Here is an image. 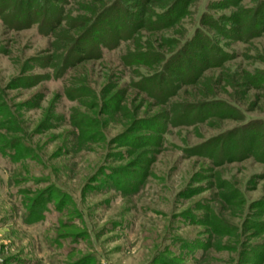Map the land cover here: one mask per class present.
I'll use <instances>...</instances> for the list:
<instances>
[{"label":"rangeland","instance_id":"obj_1","mask_svg":"<svg viewBox=\"0 0 264 264\" xmlns=\"http://www.w3.org/2000/svg\"><path fill=\"white\" fill-rule=\"evenodd\" d=\"M73 1L65 11L81 13L76 3L87 0ZM208 1L189 5L191 14L182 22L188 35ZM160 34L173 35L143 33L147 38ZM51 42L37 26L10 31L0 22V150L7 143L20 146L12 157L0 153V264H237L238 254L220 250V240L204 222L210 213L240 229L249 216L260 213L252 206L264 201V163L235 153L233 162L216 165L207 158L208 149H200L201 156H192L191 150L241 121L203 114L206 119L199 123L191 116L164 117L169 106L130 85L139 78L132 72L151 76L161 62L125 69L120 56L126 44L53 78L45 68L53 55ZM229 44L227 50L237 56L224 65L230 75L239 68L264 69V34L252 45ZM220 72L209 69L203 76L214 81ZM26 76L37 77L19 81ZM179 78L172 85L178 92L169 100L175 107L211 100L205 94L193 100L191 92L199 87ZM13 81L24 87H10ZM77 88L93 90L95 98L65 96ZM107 94L117 98L104 109ZM237 104L247 119L264 118V91L251 90ZM84 118L93 126L83 125ZM140 119L145 122L133 133L140 140L128 146L115 143L129 136L132 120ZM105 170L111 177L103 175ZM199 217L200 225L193 221ZM246 236L243 241L250 244L264 240L263 235ZM247 264H264V258Z\"/></svg>","mask_w":264,"mask_h":264},{"label":"trees","instance_id":"obj_2","mask_svg":"<svg viewBox=\"0 0 264 264\" xmlns=\"http://www.w3.org/2000/svg\"><path fill=\"white\" fill-rule=\"evenodd\" d=\"M192 1L87 0L76 3L81 13L75 14L64 9L66 5L75 4L73 0H0V22L10 31L37 26V31L41 35L52 38L53 55L48 57V65L43 67L51 71L54 74L53 78L56 79L65 76L69 69L89 57H100L103 50H116L120 44H126V52L120 56L121 65L125 69L134 66L149 67L154 66L155 62H161V68L159 67L151 76L132 72L138 74L139 78L137 82L133 80L130 85L134 88L138 86L139 88L135 89L144 91L147 96L154 98L157 104L169 106V112L165 113L164 117L171 119L173 115L177 119H188L191 116L194 122L199 123L206 119L202 117L203 114L207 118L241 121L232 129L194 147L191 150L192 156H201L204 153L199 150L208 149L211 152L207 158L216 165L233 162L235 159L232 157H236L235 153L239 157H253L264 163V118L247 119L246 111L241 110L237 104L246 98L251 90L264 91V69L247 71L239 68L234 75H230L227 68H224L226 62L237 57L227 50L229 43L252 45L255 39L264 34V0H209L199 18L198 26L188 35L187 31L182 29V22L191 14L188 7ZM222 9L229 10L228 14H215V10ZM143 33L155 36L157 33L173 35L160 34L147 38ZM262 59L264 63V58ZM54 62H57L56 65ZM209 69L222 71L219 73L221 77L214 81L205 79L203 73ZM176 75L187 77L189 86L199 87L197 91L191 92L193 100L196 94L208 95L211 100L207 99L201 105L192 101L177 104L175 107L169 100L177 90L172 85L180 81ZM32 77L37 76H26L19 81H31ZM207 81L209 82L206 83ZM10 85L12 88L24 87L15 84L14 81ZM83 89L69 90L65 96L71 100L79 96V99L95 98L93 90L85 88L86 93ZM200 89L201 94L198 93ZM234 94H238L240 98L235 99L232 96ZM220 95L228 97V100L216 98ZM116 98L115 94L105 96L103 108H110ZM2 112L3 110H0V114ZM84 119L87 121L83 125L93 126L88 118ZM144 122L142 119L132 120L128 128V132L132 133H128L129 136L123 138L122 142L119 138L114 139L115 143L128 146L126 143L134 139L140 140L134 138L133 133L139 131ZM226 144L237 147L230 148L225 146ZM219 146L223 148L220 149ZM19 147L7 143L0 153L12 157L11 152L14 153ZM103 175L111 177L108 171ZM225 188L220 186L219 190L226 191ZM221 196L228 202L226 194ZM252 208L261 212L252 218L249 216L240 229L225 219L219 222L210 213H207L204 222L210 233L220 240L218 246L220 250L225 249L238 254L237 264H247L254 258H264V240L252 244L243 241L246 237L247 239L251 237L246 236L248 233H252L253 236L254 234L264 236V218L261 219L264 215V201L256 202ZM193 221L195 224L202 223L200 217ZM232 236L235 237V246H230L229 243ZM223 237L228 239L225 244L221 243ZM158 261L157 264H163L161 260Z\"/></svg>","mask_w":264,"mask_h":264}]
</instances>
